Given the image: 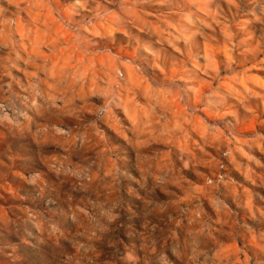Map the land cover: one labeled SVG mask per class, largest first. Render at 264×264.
Returning <instances> with one entry per match:
<instances>
[{
	"label": "clouds",
	"instance_id": "obj_1",
	"mask_svg": "<svg viewBox=\"0 0 264 264\" xmlns=\"http://www.w3.org/2000/svg\"><path fill=\"white\" fill-rule=\"evenodd\" d=\"M0 264H264V0H0Z\"/></svg>",
	"mask_w": 264,
	"mask_h": 264
}]
</instances>
